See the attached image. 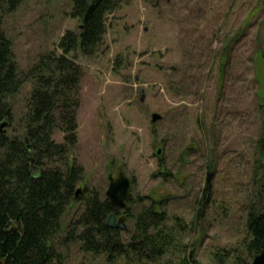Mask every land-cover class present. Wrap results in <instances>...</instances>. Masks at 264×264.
<instances>
[{
  "label": "rangeland",
  "instance_id": "374dc122",
  "mask_svg": "<svg viewBox=\"0 0 264 264\" xmlns=\"http://www.w3.org/2000/svg\"><path fill=\"white\" fill-rule=\"evenodd\" d=\"M70 9L66 0H25L3 17L23 75L42 54L59 53L66 31H78ZM259 45L264 53V0L121 4L107 18L98 52L71 55L82 69L70 156L83 169L80 197H106L109 182L124 175L130 201L116 216L126 231L141 206L160 200L167 226L174 217L186 225L180 239L199 264H251L242 250L243 207L259 123L256 100L264 101L263 64L253 63ZM30 89L25 81L10 99L13 123L1 129L8 136L23 129ZM154 113L161 119L151 123ZM53 139L61 143L62 135ZM82 210V201L73 202L62 217L56 264H106L103 255L66 241Z\"/></svg>",
  "mask_w": 264,
  "mask_h": 264
},
{
  "label": "trees",
  "instance_id": "16d2710c",
  "mask_svg": "<svg viewBox=\"0 0 264 264\" xmlns=\"http://www.w3.org/2000/svg\"><path fill=\"white\" fill-rule=\"evenodd\" d=\"M24 1L0 0V122L6 120L5 127L13 123L10 99L23 82L31 86L22 131L10 136L0 132V261L56 264L59 254L54 240L62 217L71 203L80 200L83 210L66 232V241L76 242L84 253L103 255L106 264H199L193 250L181 242L186 225L174 217L167 226L160 200L150 199L131 216L132 228L124 231L123 238L120 230L107 226L108 218L119 212L107 197L75 196L83 169L70 156L77 144L82 69L71 55L93 57L103 43L108 16L131 0H66L70 16L79 23L78 31H66L57 44L59 53L42 54L23 75L2 30V19ZM222 49L221 57L227 58L230 42ZM256 61L262 62L264 73L261 45ZM256 111L259 123L243 207L247 236L242 250L250 259L264 250V101L256 100ZM55 132L62 135L61 143L53 139Z\"/></svg>",
  "mask_w": 264,
  "mask_h": 264
},
{
  "label": "water",
  "instance_id": "95a60500",
  "mask_svg": "<svg viewBox=\"0 0 264 264\" xmlns=\"http://www.w3.org/2000/svg\"><path fill=\"white\" fill-rule=\"evenodd\" d=\"M161 119L160 115L158 114H152L151 115V123H155ZM6 126V122H3L0 124V132ZM159 150L157 151V154H159ZM130 189H131V183L130 180L124 176L119 175L117 178L112 179L109 182L107 191H106V197L110 201V203L118 208L119 210H124L126 207L127 202L130 199ZM79 190H76L75 196L79 195ZM115 217L111 215L107 220V226L109 228H115L120 231H126L125 221L123 218H119L117 223H114ZM0 264H3L2 261H0ZM251 264H264V250H261L258 254H256Z\"/></svg>",
  "mask_w": 264,
  "mask_h": 264
},
{
  "label": "flooded vegetation",
  "instance_id": "af4514ba",
  "mask_svg": "<svg viewBox=\"0 0 264 264\" xmlns=\"http://www.w3.org/2000/svg\"><path fill=\"white\" fill-rule=\"evenodd\" d=\"M115 217V220H114V223L118 221V218L117 216H114Z\"/></svg>",
  "mask_w": 264,
  "mask_h": 264
}]
</instances>
